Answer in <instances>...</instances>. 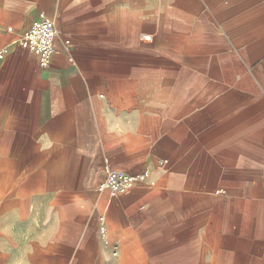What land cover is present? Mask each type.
Listing matches in <instances>:
<instances>
[{
	"label": "crops",
	"instance_id": "crops-1",
	"mask_svg": "<svg viewBox=\"0 0 264 264\" xmlns=\"http://www.w3.org/2000/svg\"><path fill=\"white\" fill-rule=\"evenodd\" d=\"M0 218L57 229L32 264H264V0H0Z\"/></svg>",
	"mask_w": 264,
	"mask_h": 264
},
{
	"label": "built area",
	"instance_id": "built-area-1",
	"mask_svg": "<svg viewBox=\"0 0 264 264\" xmlns=\"http://www.w3.org/2000/svg\"><path fill=\"white\" fill-rule=\"evenodd\" d=\"M57 36L55 23L42 14L40 22L22 36L20 44L37 54L39 65L44 69H48L56 53ZM104 172L105 179L98 190L99 192L108 191L113 197L128 193L136 185L146 184L151 176L150 170L133 175L117 171L109 164H106ZM101 221L104 220L101 219Z\"/></svg>",
	"mask_w": 264,
	"mask_h": 264
},
{
	"label": "clouds",
	"instance_id": "clouds-1",
	"mask_svg": "<svg viewBox=\"0 0 264 264\" xmlns=\"http://www.w3.org/2000/svg\"><path fill=\"white\" fill-rule=\"evenodd\" d=\"M137 130L138 122L132 117L115 119L110 129L113 133L122 135L135 134ZM40 226L41 221L36 219L27 224H20L17 221L6 223L3 218H0V236L5 237V239H0V256H10L8 264H32L31 257L35 253L34 245H39L41 249L46 250L50 245L58 243V239L54 238L57 231L55 227L51 231H40ZM12 241L22 246L14 251Z\"/></svg>",
	"mask_w": 264,
	"mask_h": 264
}]
</instances>
